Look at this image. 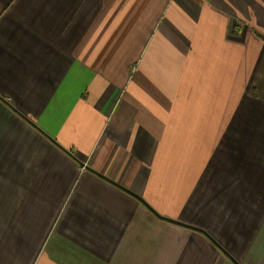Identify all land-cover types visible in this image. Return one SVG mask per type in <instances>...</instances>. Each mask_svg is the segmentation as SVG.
I'll return each instance as SVG.
<instances>
[{
    "label": "crops",
    "instance_id": "obj_1",
    "mask_svg": "<svg viewBox=\"0 0 264 264\" xmlns=\"http://www.w3.org/2000/svg\"><path fill=\"white\" fill-rule=\"evenodd\" d=\"M84 246L264 264V0H0V264Z\"/></svg>",
    "mask_w": 264,
    "mask_h": 264
},
{
    "label": "rangeland",
    "instance_id": "obj_2",
    "mask_svg": "<svg viewBox=\"0 0 264 264\" xmlns=\"http://www.w3.org/2000/svg\"><path fill=\"white\" fill-rule=\"evenodd\" d=\"M47 249H48V247H46L44 250L46 251ZM50 249L53 250V247H51ZM79 249L81 251L80 256H79V264H87L86 258L89 255L91 256L93 254V249L89 251L87 246L80 247ZM99 249L100 248H97V251ZM96 255H95L96 256L95 264H119L114 259L110 260V258H108V257H106L107 259H105L103 256L99 255L97 252H96ZM48 257H49V263L48 264H62L59 262V260L61 259V256H56V253H54L52 251H48ZM110 261H111V263H110ZM36 264H43V261L41 260V258L39 260H37ZM44 264H47V263L45 262Z\"/></svg>",
    "mask_w": 264,
    "mask_h": 264
}]
</instances>
